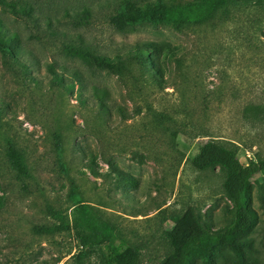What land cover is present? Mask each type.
Returning <instances> with one entry per match:
<instances>
[{"label":"rangeland","instance_id":"1","mask_svg":"<svg viewBox=\"0 0 264 264\" xmlns=\"http://www.w3.org/2000/svg\"><path fill=\"white\" fill-rule=\"evenodd\" d=\"M32 1L31 20L0 8L23 60L0 57V264H103L101 248H82L68 229L76 201L139 248L138 264H159L170 251L163 231L169 216L187 206L211 230L224 228L233 209L222 172L197 170L189 158L208 139L234 147L243 164L264 158V3L224 0L198 25L175 30L140 22L118 32L107 15L120 0ZM83 6L91 17L74 27L65 10ZM144 40L169 42L179 61H160L154 79L134 61L116 74L63 50L80 42L113 56ZM9 145L21 155L22 171L10 166ZM262 195L251 181L246 202L257 220L241 238L251 246L246 264H264ZM220 250L216 264H235L228 247ZM190 264L203 262L194 255Z\"/></svg>","mask_w":264,"mask_h":264},{"label":"trees","instance_id":"2","mask_svg":"<svg viewBox=\"0 0 264 264\" xmlns=\"http://www.w3.org/2000/svg\"><path fill=\"white\" fill-rule=\"evenodd\" d=\"M231 3L252 1L262 4L264 0H228ZM224 0H204L177 5H166L163 0L144 1L141 5L134 0H120L117 9L107 15L108 24L118 32H126L140 22L150 24H169L175 30L198 25L213 17L215 9ZM32 0H0L2 11L21 19H33L35 10ZM88 6L65 15L74 27L87 24L91 17ZM45 27L54 35L50 18H46ZM78 36V35H77ZM19 39L16 32H8L0 18V57L2 61L18 62L20 59ZM70 56L78 57L86 65L95 69H105L112 73H120V67L134 61L152 76L160 74L159 65L163 60L179 61L178 48L167 41L144 40L135 43L130 49L108 56L92 53L80 42H72L63 46ZM51 71V70H50ZM52 80L59 82L61 77L52 73ZM161 84V81H156ZM72 84L68 86L70 91ZM105 91L98 96L100 108H105L103 97ZM10 166L18 171L23 170L21 155L9 145L6 151ZM191 165L197 170L218 167L222 172V190L231 202L232 220L222 229L211 230L202 223L191 206L169 216L170 225L163 231L170 251L159 264H190L194 255L202 259L203 264H216V255L222 254V247H228L235 257V264H246L251 248L250 242L241 239L254 226L257 215L246 202V194L251 181L264 189V158H249L245 164L237 158L234 147L227 146L214 139H208L198 146L194 155L189 158ZM263 192V191H262ZM264 203V195L260 197ZM68 229L75 241L86 250L100 247L103 264H138L140 250L137 246L128 245L119 240L113 228L93 211V207L82 201L71 204ZM248 250V251H246ZM83 253L80 252L79 255Z\"/></svg>","mask_w":264,"mask_h":264}]
</instances>
